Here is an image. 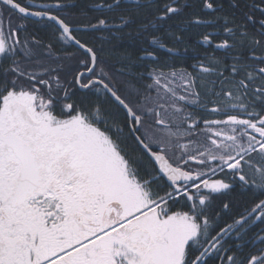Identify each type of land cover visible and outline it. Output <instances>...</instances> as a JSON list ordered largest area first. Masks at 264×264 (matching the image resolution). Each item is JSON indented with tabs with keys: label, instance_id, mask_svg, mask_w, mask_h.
Returning <instances> with one entry per match:
<instances>
[{
	"label": "snow or ice",
	"instance_id": "1",
	"mask_svg": "<svg viewBox=\"0 0 264 264\" xmlns=\"http://www.w3.org/2000/svg\"><path fill=\"white\" fill-rule=\"evenodd\" d=\"M71 7L0 0V264H264V0Z\"/></svg>",
	"mask_w": 264,
	"mask_h": 264
},
{
	"label": "trees",
	"instance_id": "2",
	"mask_svg": "<svg viewBox=\"0 0 264 264\" xmlns=\"http://www.w3.org/2000/svg\"><path fill=\"white\" fill-rule=\"evenodd\" d=\"M65 2L69 4V10L68 11H70V12H76L77 9L72 8L71 7L72 4L75 3V4H77V5L81 6V7H85V6L89 5V4H91L92 2H94V0H65ZM94 14L95 13H90V17L89 18H91V15H94ZM64 15H67V12L64 13ZM69 19H70L71 22L76 23V22H79L82 18L79 17V16H77V15H71V16H69ZM29 30L30 31H33L34 30V25H32L31 22H29ZM98 35H99L98 33L91 34V36L93 38H95ZM96 42L97 43H100L99 40H96ZM111 44L116 45L117 47H119L120 46V41H118L115 37H113L112 38V41H111ZM105 47L106 48L107 47H110V45L105 44Z\"/></svg>",
	"mask_w": 264,
	"mask_h": 264
}]
</instances>
